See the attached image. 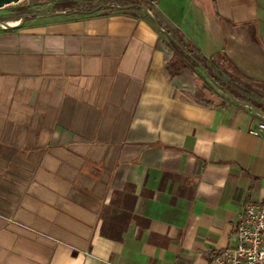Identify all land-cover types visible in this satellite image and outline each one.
Masks as SVG:
<instances>
[{
	"label": "crops",
	"instance_id": "1",
	"mask_svg": "<svg viewBox=\"0 0 264 264\" xmlns=\"http://www.w3.org/2000/svg\"><path fill=\"white\" fill-rule=\"evenodd\" d=\"M82 1L38 0L0 27V264H209L264 201V138L248 131L264 116L188 102L163 75L153 17L264 113V0L56 8Z\"/></svg>",
	"mask_w": 264,
	"mask_h": 264
},
{
	"label": "trees",
	"instance_id": "2",
	"mask_svg": "<svg viewBox=\"0 0 264 264\" xmlns=\"http://www.w3.org/2000/svg\"><path fill=\"white\" fill-rule=\"evenodd\" d=\"M37 2L34 3L36 4ZM139 6H144L151 10L149 6L140 0H85L69 4L60 3L57 4L56 8L67 9L71 13L80 14L94 13L100 10H104L107 13L114 11L129 13V11L142 12ZM29 13H31V10L22 7L14 21L19 20L23 14ZM153 20L158 22L159 27L163 30L160 42L161 49L164 52L163 75L168 83L176 91L180 92L188 102L200 107L216 108L224 104L223 100H230L229 96H232L235 101H249L244 99L234 89H230L228 85L220 82L217 76L215 77L211 74L210 67L213 65L210 59L208 66L205 58L202 55L200 56L196 50L192 51L189 48H184L187 43L181 37H176L175 34H171L172 32L166 31L155 17H153ZM233 81L234 79L231 77L230 82ZM240 83L249 85L250 88H253L259 94L262 90L261 88L253 87L252 83L247 81L240 80ZM212 86L216 87L214 89L221 93V99L214 96ZM253 105L258 109L255 104Z\"/></svg>",
	"mask_w": 264,
	"mask_h": 264
},
{
	"label": "built area",
	"instance_id": "3",
	"mask_svg": "<svg viewBox=\"0 0 264 264\" xmlns=\"http://www.w3.org/2000/svg\"><path fill=\"white\" fill-rule=\"evenodd\" d=\"M248 131L264 138V121ZM240 216L235 227L236 246L210 253L209 264H264V201L245 204Z\"/></svg>",
	"mask_w": 264,
	"mask_h": 264
},
{
	"label": "water",
	"instance_id": "4",
	"mask_svg": "<svg viewBox=\"0 0 264 264\" xmlns=\"http://www.w3.org/2000/svg\"><path fill=\"white\" fill-rule=\"evenodd\" d=\"M27 1L28 0H0V7H3L5 5L14 4V3L17 5H23ZM139 7L142 11H144L147 15L150 16L149 10L146 7H144V6L143 7L139 6ZM35 15H39V14L34 13V12H31L29 14H23L20 17V19L18 20V23H15L14 25H9L7 22L0 21V26H3V28H5V29H13V28L21 25L25 21L26 18H29L30 16H35ZM206 18L210 19V20H208V26L209 27H207V33H208L207 36L208 37L206 38V41H205L204 45L201 46V48H202L203 52L205 53V55L210 56V55H213L216 51L220 50L221 41H220V32H219L218 26L216 25L217 18H215V17L210 18L208 15H206ZM156 26H157V29L161 30V28L159 27V25L157 23H156ZM229 97H230V100L235 101L232 96H229ZM235 102L240 103V104L245 105V106L248 105L251 107V109L254 111V113H256L259 116H264V113L259 112L248 101H246V102L235 101Z\"/></svg>",
	"mask_w": 264,
	"mask_h": 264
},
{
	"label": "rangeland",
	"instance_id": "5",
	"mask_svg": "<svg viewBox=\"0 0 264 264\" xmlns=\"http://www.w3.org/2000/svg\"><path fill=\"white\" fill-rule=\"evenodd\" d=\"M36 1H38V0H28L23 5H17L14 3V4L5 5L3 7H0V21H4V22H7L8 24H12V25H14L15 23H18V20L14 21V20H9V19H15L16 15L19 13V10L22 7H26V9L31 10V12H37L31 8L32 3L36 2ZM26 5L27 6L29 5V6L27 7ZM0 27L3 28V26H0ZM171 34H175L176 37H180L177 32H172ZM184 48H186V49L189 48L192 51H195V48L192 45H190L189 43H187ZM219 78L221 79L220 82L223 81L225 84H228L226 75L221 74V77H219ZM228 86L230 89H234L236 92H239L238 90L233 88L232 85L228 84ZM214 88H216V87L212 86V89L214 90V92L217 93L218 91Z\"/></svg>",
	"mask_w": 264,
	"mask_h": 264
},
{
	"label": "bare ground",
	"instance_id": "6",
	"mask_svg": "<svg viewBox=\"0 0 264 264\" xmlns=\"http://www.w3.org/2000/svg\"><path fill=\"white\" fill-rule=\"evenodd\" d=\"M9 25H12V24H9Z\"/></svg>",
	"mask_w": 264,
	"mask_h": 264
}]
</instances>
